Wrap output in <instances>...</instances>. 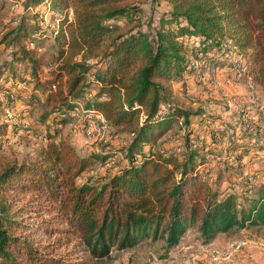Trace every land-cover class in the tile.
Wrapping results in <instances>:
<instances>
[{"label":"trees","instance_id":"1","mask_svg":"<svg viewBox=\"0 0 264 264\" xmlns=\"http://www.w3.org/2000/svg\"><path fill=\"white\" fill-rule=\"evenodd\" d=\"M7 1L12 0H0V17ZM17 2L22 12L2 44L19 48L22 82L29 66V83L43 96L41 120L72 112L74 101L97 87L83 109L100 113L117 135H128L131 142L129 164L103 181L78 184L77 178L99 158L81 157L66 144H48L37 161L6 168L0 174V264H63L64 258L54 253L75 239L99 260L146 239L162 241L170 250L193 227L204 245L219 234L264 228V185L255 189L256 198H246L240 206L233 194L220 196L201 180L198 151L182 162L153 152L161 137L181 120L188 126L193 115L173 101V84L186 89L185 78L192 73L186 39L193 43L194 57H211L214 66L223 64L217 56L229 44L245 59L252 83L264 92V0H152L171 7L153 35L141 29L134 0ZM46 14L53 24L49 34L34 21H43ZM47 41L56 47L54 67L41 80ZM93 69L89 86L86 77ZM7 70L1 68L0 76L10 82ZM7 131L8 125L0 124V138ZM252 141L233 144L230 151L240 155L231 167L235 162L240 166L254 150ZM7 193L30 194L31 199L15 207Z\"/></svg>","mask_w":264,"mask_h":264},{"label":"rangeland","instance_id":"2","mask_svg":"<svg viewBox=\"0 0 264 264\" xmlns=\"http://www.w3.org/2000/svg\"><path fill=\"white\" fill-rule=\"evenodd\" d=\"M17 1L19 0L7 1L4 15L0 17V69L8 68L9 70L5 73L11 78L10 82H6V77L0 76V103L3 104L0 110V124L8 125L6 137L0 138V174L10 166L37 161L40 150L53 143L66 144L81 157L99 158L90 169L77 178L78 184L92 179L107 180L129 164L127 150L131 137L117 135L111 128L103 132H96L95 125L99 124V119L83 109L84 102L92 100L97 91V87L91 86L92 74L95 69L86 77L88 85L91 86L89 92L83 96L82 100L74 101L76 108L72 112H55L46 120H41V115L44 112L41 103L43 96L41 92L34 91L33 84L29 83L31 77L29 66L25 67L28 74L22 82L20 76L24 69V61L19 60V48L2 44L5 34L16 26L15 17L22 12V7ZM132 4L139 10L137 16H140L141 29L151 35H153V28L158 25L161 16H165L171 10L170 5L165 2L153 3L152 0H134ZM31 15V13L27 14L29 18L32 17ZM34 21L39 22L37 25L39 28L46 30L47 34L50 33L53 24L47 18V14L44 15L43 21L38 19ZM115 23L117 24V21ZM125 24L124 20L119 23L120 26ZM171 28L177 31L179 27L173 25ZM12 37L13 35L8 39ZM26 46L32 48L30 43ZM55 48L52 41L45 43L41 80L44 76H49L54 67ZM185 48V53L190 61L196 59L191 53L193 43L188 39L185 41ZM219 53L217 59L223 60V64L220 66H214L210 61L211 57H205L214 69V73L208 79L197 72L191 74L194 80L195 77L196 80H200L198 81L199 88L203 86L201 80H208L207 84L202 87L204 94H191V86L188 83L186 89L173 87L174 103L190 111L194 116L192 115L188 126L182 125V120L179 121L171 131L154 144L153 152L172 155L182 162L189 152L198 151L199 158H202L203 162L198 167L201 180L206 182L213 191L218 192L220 196L233 194L237 203L242 206L246 198H256L255 189L264 185V148H256L252 137L253 131L237 125L235 121L236 105L228 106L224 114L213 112L212 108L215 104L211 103L210 96L217 89L216 74L223 75L224 83L234 88L227 82L230 80V76L223 74L221 68L232 65L238 58V56H234L235 50L229 44L222 47ZM243 59L241 57V63L245 60ZM14 76L16 77L14 78ZM247 81L245 79L244 84L249 86ZM247 90L255 97L256 103L264 108V92L261 88L251 81L250 89ZM220 92L227 94L223 90ZM247 97L250 98L249 95ZM219 100L222 99L219 98ZM250 101L244 106L250 105ZM261 117L264 125V111L261 113ZM63 119L68 122L64 123ZM207 120L215 122L214 128L206 124ZM218 127H221L222 131L217 132ZM88 134H90V138L87 136ZM250 139L253 140L251 145L254 150L243 157L240 166L238 162H235L234 167H231L232 161H237L236 158L240 153L237 150L231 152L230 148L233 144H247V140ZM6 198L15 207H18L28 202L31 195L7 193ZM43 217L48 218L46 214ZM214 241L209 245H204L196 227H193L187 230L179 245L170 250L165 248L162 241L146 239L131 249H114L108 257L96 260L91 258L84 245L75 239L69 245L62 246L55 251L54 255L63 257L65 260L63 264H264V228L262 227L231 231L226 236L220 235L216 243Z\"/></svg>","mask_w":264,"mask_h":264},{"label":"built area","instance_id":"3","mask_svg":"<svg viewBox=\"0 0 264 264\" xmlns=\"http://www.w3.org/2000/svg\"><path fill=\"white\" fill-rule=\"evenodd\" d=\"M238 56L237 60H235L232 65L224 66L221 68V72L230 76V80L227 82L234 87H239L246 85L244 84L245 79L248 81V85H246L247 89H250L251 86V76L248 73V66L246 61L244 60L242 63L240 62L241 55L237 53L235 50V55ZM227 57V56H225ZM189 68L192 72H197L202 77L207 78L210 77L214 73V69L211 63L203 57L201 54L196 56L190 64ZM245 87V88H246ZM248 91V90H247ZM248 95L250 97V105L243 106V107H236V117L235 121L238 126H241L243 129L253 131L254 135L256 136L254 139V143L256 148H264V125L261 117V113L264 111V108L256 103L255 97L252 95L250 91H248ZM218 97L220 99L227 98V94L224 92H219ZM89 114H94L96 119H99V124L95 125L96 132H103L109 130L110 126L108 122L104 119V117L95 111H87ZM206 124L212 126L214 128L215 122L211 120H207ZM222 131L221 127L217 128V132ZM90 138V134L87 135ZM251 180V178H249ZM249 193V191H247ZM229 258V257H227ZM218 259V258H215Z\"/></svg>","mask_w":264,"mask_h":264},{"label":"crops","instance_id":"4","mask_svg":"<svg viewBox=\"0 0 264 264\" xmlns=\"http://www.w3.org/2000/svg\"><path fill=\"white\" fill-rule=\"evenodd\" d=\"M192 73H189L187 76H186V83H188L190 86H191V94H194V93H203L202 92V87H204L206 84H207V81L208 80H201V83H202V87L199 88L200 86L198 85V81L200 80H196L197 78L195 77V80H194V77L193 75H191ZM223 75H220V74H216V82H217V85H216V88L218 90H223L225 92H227V98L225 99H222V100H219L218 98V91L217 89L215 91L212 92V95L210 96V101L212 104H215L212 108L213 109V112L214 113H219V114H224L227 110V107L228 106H241L243 107L244 105L248 104V102L250 100V98L247 97L248 95V92L247 89L243 86H239V87H234L232 88L231 86H228L224 83V79H223ZM173 87H177L178 89L179 86L177 84H173ZM204 94V93H203ZM197 95V94H195ZM215 101H221V102H215ZM224 116V115H223ZM264 175V174H263ZM264 178V177H263ZM228 233H224V234H219L217 236V238L215 239L214 243H216V240H218V238L220 237V235H224L226 236ZM213 243V244H214ZM262 255V254H261ZM258 258H260V256H258ZM258 258H256V260H258ZM260 260V259H259Z\"/></svg>","mask_w":264,"mask_h":264}]
</instances>
